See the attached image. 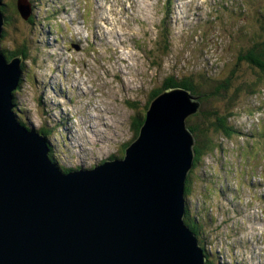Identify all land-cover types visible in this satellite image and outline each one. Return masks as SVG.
I'll return each mask as SVG.
<instances>
[{
    "label": "rangeland",
    "instance_id": "374dc122",
    "mask_svg": "<svg viewBox=\"0 0 264 264\" xmlns=\"http://www.w3.org/2000/svg\"><path fill=\"white\" fill-rule=\"evenodd\" d=\"M92 1L94 5L91 27L92 24L98 23V18L104 17L106 22H100V26L109 32L111 30L107 28L106 23L114 24L115 30L129 39L131 49L111 51L110 39L103 42V45L96 41L95 48H91L93 51L85 49L82 38L86 31L70 27L71 33L65 35L66 39L73 35L71 38L80 43L81 48L76 50L65 43L64 49L62 39L59 40V45L55 44V29L61 27L59 21L67 23L66 21L77 15L76 0H34L35 24L23 23V19H16L14 15L10 23L7 22L8 27L4 28V31L8 32L4 44L11 40L17 44L21 42V46L25 39L29 40V60L25 62L21 89L15 95V110L17 114L21 113L28 124L48 130L46 132L52 144L53 156L63 169L78 166L88 168L93 163H100L101 158L110 154V157L103 160L120 156L125 146L139 135L143 123L140 129L136 130L134 121L138 116L141 117L140 120L144 119L143 112L149 104L151 93L162 86L165 77L171 75L180 79L185 76L200 77L203 72H208L209 75L221 79L236 64L240 72L235 75L233 88L228 90L231 94L227 93L225 98L203 101L189 90L199 103L198 111L193 113H198L201 109L206 112L218 109L221 114H231L228 120L230 125L236 127L237 123L238 127H243L253 123V128L261 127L260 131H264V87L257 95L249 94V86L254 77L250 74V67L238 61L241 52L257 42L264 41V0H189L191 3L184 4L183 11L194 20H176L174 6L172 19L168 24L172 30L174 25V31L169 32L173 42L170 47L165 42L163 30L159 28L164 0H150L151 5L142 0ZM138 4L142 10L137 8ZM58 5L57 14L55 9H58ZM125 6L130 11L128 19L123 11ZM9 13L13 15V12ZM20 23L19 33L13 34L15 24ZM240 30H244L239 34L242 38L238 37L236 40ZM92 35L96 36L91 30L90 36ZM111 41L115 49L116 42ZM148 41H151L150 45ZM101 46L104 49L98 52L100 58L95 51ZM21 50L24 54L25 49ZM23 54L16 56L24 58ZM66 73L69 74L70 80H67ZM178 88L187 91L184 87ZM69 93L73 96L75 94L76 100L80 98L78 105H66L65 97ZM234 93L241 95L232 100ZM230 98L232 102L228 105L222 101ZM67 113L71 114L67 116ZM89 116L91 122L96 125L97 137L105 135L104 131L110 127L120 128L114 131L119 133V137H102L112 141L111 144L107 141L102 145L105 150L92 148L96 140L89 141L90 134H85L88 139L84 137V129L79 125V119L90 121ZM102 124L105 128L101 127ZM75 125L80 128L73 130ZM88 129L92 133L93 125ZM259 138L258 132L241 136L235 133L232 138L217 134L215 143L217 146H224L227 158L232 153L242 162L258 165L259 169L264 166V145ZM248 139H254L255 142H249ZM217 156L221 158V152L214 154V158ZM210 158L205 156L201 163L205 165L207 160L211 162ZM193 169L189 171L192 176L189 177V182L200 175L196 169L193 173ZM211 177L214 178V175L210 173L208 177L203 175L202 180L200 176L197 188L192 183L195 190L194 200L203 201L205 194L212 199L210 190L203 191V184H208ZM190 207L191 215L195 219V202H192ZM228 214L230 215V212ZM261 214L264 218V212ZM257 230L263 233V225ZM204 231L206 236L203 235V238L205 244H208L211 240L206 229ZM215 237L213 243H217ZM214 246L216 251L219 245ZM221 261L223 264L228 263L226 260Z\"/></svg>",
    "mask_w": 264,
    "mask_h": 264
},
{
    "label": "water",
    "instance_id": "95a60500",
    "mask_svg": "<svg viewBox=\"0 0 264 264\" xmlns=\"http://www.w3.org/2000/svg\"><path fill=\"white\" fill-rule=\"evenodd\" d=\"M16 8L24 20L32 15L28 0ZM23 61L0 51V264H205L184 220L195 144L186 119L199 106L192 94L176 88L154 99L123 161L65 172L37 131L20 125Z\"/></svg>",
    "mask_w": 264,
    "mask_h": 264
},
{
    "label": "trees",
    "instance_id": "16d2710c",
    "mask_svg": "<svg viewBox=\"0 0 264 264\" xmlns=\"http://www.w3.org/2000/svg\"><path fill=\"white\" fill-rule=\"evenodd\" d=\"M3 2H4V5L2 7V10H3L4 14L7 15V17H8L7 21L9 22L11 20V17L13 18L14 15H15L16 19L17 18L19 19V13L15 7V0H4ZM9 11L14 12L13 15L11 13H9ZM263 17H264V15H263ZM20 26H21V23L15 24L13 34L19 33L18 30L20 29ZM5 27H8V26H5ZM243 31L244 30H240V32L238 33V36L236 37V40L238 37L242 38L241 36H239V34L242 33ZM2 34H3V38L1 39V41L4 43L6 41V37L8 35V32L3 31ZM236 40H235V42H236ZM17 41H19V40H17ZM24 42H25V40L22 42V45L20 46L21 42L19 44H17V42L12 41L11 43L9 42L10 47L8 46V44H7L8 47H6V44H5V45H1L0 49H3V52L7 55L6 57H9V58H11V56L23 54L21 49H25V52L23 55L28 56L27 55L28 54V47H27L28 44L25 43L27 45L26 46L24 44ZM148 43L150 45L151 41H148ZM238 61H239V63L243 62L250 67V69H249L250 74L252 75V77H254V80L249 86V94L257 95L259 93V90L264 87V41L263 42H257L252 47H250L246 51H244L243 53L241 52L238 55ZM237 69H238V66L235 64L234 67L232 69H230V72L228 74H226L224 77H222L221 79H218L212 75L209 76V75H207V72H203V74L200 77H198V76H196V77L195 76H188V77L185 76V77L179 79L177 77L175 78L174 75L167 76L164 79L162 86L160 88H158L157 90H155L153 93H151L150 99L152 100L153 98H155L156 96H158L160 93H162L164 90H166L168 88L181 86V87L186 88L188 91L190 90L195 95H198V98L199 99L201 98L203 101L209 100L211 98L221 100V98H225L226 94L230 92L228 90L230 88L231 89L233 88V84H234L235 78H236L235 75H236V73L240 72ZM249 70L247 69L248 72H249ZM198 79H200V80H198ZM15 92H16V90H14V93ZM229 94H231V93H229ZM237 95H241V93H234L232 100H234L235 96H237ZM150 99L148 101L149 104L151 102ZM222 101L225 102L227 105L229 104V102H232L231 98H230V100H222ZM14 102L16 103V99L14 100ZM149 104L146 106L145 112H143V113H145L144 119L140 120L141 119L140 116L136 117V119L134 121V124H135L134 126H135L136 130L140 129V125H142V123L143 124L145 123V121L147 119L146 113H147V109L149 108ZM221 113L222 112L219 111L218 109H215V110L210 111V112H206L205 110L201 109V110H199L198 113L190 115L187 118V126L194 133V135L196 136V140H197V142L195 143V146H194V150H195L194 164H195V166L199 162L202 161V159L204 158V156H206L207 153L211 154V153H213V152L215 153V151L217 152L219 150H221V151L223 150L226 152L224 146L220 147V146H217V144L215 143V137L217 134L227 136L228 138H232L233 135H235V133H237L238 131L240 132L243 129L242 126L238 127L237 123H236V127L233 124L232 125L229 124L230 122L228 120L230 119V115H231L229 112H227L225 114H221ZM43 130L48 131L46 128H44ZM47 133H45V134H47ZM137 134H136V136H137ZM237 134H239V133H237ZM125 150L126 149L124 148L123 152ZM52 154H53L52 150H49L50 158L53 160V162H56L59 164L57 159ZM67 170H71V169L69 168ZM189 180L187 181V183L185 185V195L187 196V198L192 197L194 195V191H195L194 188L192 187V182H189ZM202 199L205 203L210 202V199L206 194L203 196ZM184 220H185L186 224L188 225V227L197 235L198 239H200V241L202 243L199 225L197 224L195 219L192 217L191 210H190L189 206L186 207V213H185ZM202 248H203L205 256H206V251H205L204 246H202ZM208 261H210V260H208ZM209 264H214V263L212 262Z\"/></svg>",
    "mask_w": 264,
    "mask_h": 264
},
{
    "label": "clouds",
    "instance_id": "9594fccd",
    "mask_svg": "<svg viewBox=\"0 0 264 264\" xmlns=\"http://www.w3.org/2000/svg\"><path fill=\"white\" fill-rule=\"evenodd\" d=\"M30 1V3H31V5L32 6H35L36 4H35V2H34V0H29ZM16 3H17V0H15V7H16ZM16 10H17V8H16ZM14 13V12H13ZM35 13H32V15L30 16V18H29V20H28V24H31V25H33V24H35V20H34V17H35V15H34ZM9 20V19H8ZM6 22H8L7 20H6ZM6 22H5V24H6ZM4 24V28H5V25ZM4 30V29H3ZM28 44L29 43V40L28 39H25V42H24V44ZM25 44V45H26ZM27 46V45H26ZM22 68H23V72L25 71V68H24V65L22 64ZM27 75H28V73H27ZM151 103V102H150ZM195 114V113H194ZM193 115V114H192ZM186 121H187V119H186ZM188 127V126H187ZM194 134V133H193ZM195 136V135H194ZM197 142V140H196V136H195V143ZM130 145H131V143H130ZM129 145V146H130ZM128 146V147H129ZM194 146H195V144H194ZM127 149V148H126ZM215 154V153H214ZM206 156H214V155H209V154H206ZM205 157V156H204ZM212 158H214V157H212ZM194 159H195V150H194ZM208 161V160H207ZM194 168H196L197 167V165L195 166V164H194V160H193V165H192ZM186 198H187V196H186ZM192 203V202H195V208H194V210L196 209H199V201L197 200H194V198H193V196L192 197H190V198H187V203L189 202V201ZM190 203V204H191ZM189 207H190V205H188ZM191 209V208H190ZM200 212H202V211H200ZM203 212H204V214H205V217H209V213H208V210L206 209V207L204 206V208H203ZM202 214V213H201ZM203 250V249H202ZM210 250V251H209ZM204 251V250H203ZM205 251H208L209 253H212L213 255H216V257H218V259L219 260H222V254L219 252V251H215L212 247H208V248H205Z\"/></svg>",
    "mask_w": 264,
    "mask_h": 264
},
{
    "label": "bare ground",
    "instance_id": "6f19581e",
    "mask_svg": "<svg viewBox=\"0 0 264 264\" xmlns=\"http://www.w3.org/2000/svg\"><path fill=\"white\" fill-rule=\"evenodd\" d=\"M32 6V5H31ZM0 51L4 54V52H3V49H0ZM22 76V75H21ZM21 126H22V124H20ZM23 127V126H22ZM45 135V138L46 139H48V136H47V134H44ZM138 137V136H137ZM136 137V138H137ZM50 145H52L50 142L48 143V147H50ZM51 150V149H50ZM49 152V151H48ZM53 152V151H52ZM53 155V154H52ZM49 158H50V156H49ZM50 160L53 162V160L50 158ZM57 167H59L60 169H62V167H61V165H59L58 163H56V162H53ZM97 164H100V163H96V164H94V165H97ZM93 165V166H94ZM71 169V168H70ZM225 169V168H224ZM72 170V169H71ZM189 171H190V169H189ZM188 171V172H189ZM187 204V203H186ZM264 221V220H263ZM263 221H262V223L258 226V227H255V229H257V228H259L260 226H262L263 225ZM188 226V225H187ZM256 231V230H255ZM256 236H259V234H258V230H257V233H256Z\"/></svg>",
    "mask_w": 264,
    "mask_h": 264
}]
</instances>
